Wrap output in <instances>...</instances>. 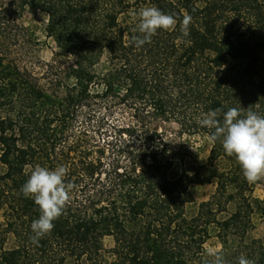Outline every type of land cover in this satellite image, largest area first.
Listing matches in <instances>:
<instances>
[{
  "label": "trees",
  "instance_id": "1",
  "mask_svg": "<svg viewBox=\"0 0 264 264\" xmlns=\"http://www.w3.org/2000/svg\"><path fill=\"white\" fill-rule=\"evenodd\" d=\"M22 4L48 15V35L75 61L72 82L46 88L0 53V264H212L213 229L227 264L240 256L264 264V240L249 238L253 215L264 217L259 180L244 179L220 140L199 161L153 127L174 121L209 137L214 130L198 121L211 110L221 123L233 107L264 115V0ZM150 6L177 24L136 48L134 14ZM61 164L71 198L36 246L30 225L40 210L20 189L35 166ZM210 183L215 192L190 212L192 188Z\"/></svg>",
  "mask_w": 264,
  "mask_h": 264
},
{
  "label": "clouds",
  "instance_id": "2",
  "mask_svg": "<svg viewBox=\"0 0 264 264\" xmlns=\"http://www.w3.org/2000/svg\"><path fill=\"white\" fill-rule=\"evenodd\" d=\"M137 20L132 29L137 35L131 37L134 47L140 48L151 43L157 30H174L177 17L174 13H166L155 6L144 7L134 14ZM192 17L185 14L180 21L182 35H189ZM220 110L209 111L198 121L201 127L213 129L209 141L220 140L225 153L234 156L238 162L244 179L255 183L264 177V115L249 110L242 113L238 108H229L223 115L222 123L218 121ZM69 172L67 166L61 164L54 168L35 166L29 178L21 186L25 198H32L40 210V215L31 225L33 235L31 242L39 246L40 240L54 228V221L59 218L71 198L72 185L66 183ZM213 257L212 264H227L221 250L207 249ZM237 264H255L245 256L238 258Z\"/></svg>",
  "mask_w": 264,
  "mask_h": 264
},
{
  "label": "rangeland",
  "instance_id": "3",
  "mask_svg": "<svg viewBox=\"0 0 264 264\" xmlns=\"http://www.w3.org/2000/svg\"><path fill=\"white\" fill-rule=\"evenodd\" d=\"M47 24L46 13L23 6L22 0H0V53L29 71L41 86L49 88L53 83L72 82L66 77V71L74 64L75 59L64 53L54 38L48 35ZM108 67L107 56H103L96 69L103 73ZM153 127L164 134L173 148H186L199 161H205L209 155L212 142L207 135L182 132L179 124L174 121L159 120ZM258 180L254 197L264 201V177ZM192 189L195 203L189 207L190 212H194L201 202L210 199L216 190V184L195 185ZM253 221L254 228L250 231L249 238L264 240V217L257 212L253 215ZM215 234L213 229L206 250H220L221 244ZM104 244L106 248H111L114 239L106 237Z\"/></svg>",
  "mask_w": 264,
  "mask_h": 264
}]
</instances>
